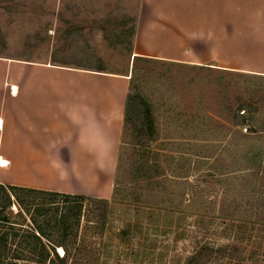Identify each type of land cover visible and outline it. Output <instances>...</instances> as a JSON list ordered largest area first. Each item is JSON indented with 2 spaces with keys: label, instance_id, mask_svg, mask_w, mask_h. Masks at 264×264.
Here are the masks:
<instances>
[{
  "label": "rangeland",
  "instance_id": "obj_1",
  "mask_svg": "<svg viewBox=\"0 0 264 264\" xmlns=\"http://www.w3.org/2000/svg\"><path fill=\"white\" fill-rule=\"evenodd\" d=\"M143 6L0 0V58L130 77L114 195L99 209L82 203L80 257L69 264H184L204 245L226 251L210 264H264V76L239 65L264 55V2L234 0L237 65L226 69L135 57Z\"/></svg>",
  "mask_w": 264,
  "mask_h": 264
},
{
  "label": "crops",
  "instance_id": "obj_2",
  "mask_svg": "<svg viewBox=\"0 0 264 264\" xmlns=\"http://www.w3.org/2000/svg\"><path fill=\"white\" fill-rule=\"evenodd\" d=\"M177 2L182 6L175 15L170 5ZM143 3L150 17L141 18L135 57L223 69L237 65L228 28L234 0ZM193 15L198 27L189 31L186 21ZM213 18V25L207 23ZM166 39L177 54L159 43ZM245 60L237 63L264 76V55L257 62ZM129 93L127 74L0 58V158L5 162L0 168L12 176L3 182L110 200Z\"/></svg>",
  "mask_w": 264,
  "mask_h": 264
},
{
  "label": "trees",
  "instance_id": "obj_3",
  "mask_svg": "<svg viewBox=\"0 0 264 264\" xmlns=\"http://www.w3.org/2000/svg\"><path fill=\"white\" fill-rule=\"evenodd\" d=\"M129 104L128 96L126 114ZM145 116L148 125L152 116L147 105ZM85 202L94 209L108 205V201L96 198L0 184V264L77 261L78 229ZM225 252L204 245L184 264H210L225 257Z\"/></svg>",
  "mask_w": 264,
  "mask_h": 264
},
{
  "label": "bare ground",
  "instance_id": "obj_4",
  "mask_svg": "<svg viewBox=\"0 0 264 264\" xmlns=\"http://www.w3.org/2000/svg\"><path fill=\"white\" fill-rule=\"evenodd\" d=\"M3 165H5V162L2 161V159L0 158V166H3Z\"/></svg>",
  "mask_w": 264,
  "mask_h": 264
},
{
  "label": "built area",
  "instance_id": "obj_5",
  "mask_svg": "<svg viewBox=\"0 0 264 264\" xmlns=\"http://www.w3.org/2000/svg\"><path fill=\"white\" fill-rule=\"evenodd\" d=\"M245 131H247V129H245Z\"/></svg>",
  "mask_w": 264,
  "mask_h": 264
}]
</instances>
